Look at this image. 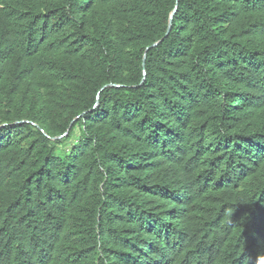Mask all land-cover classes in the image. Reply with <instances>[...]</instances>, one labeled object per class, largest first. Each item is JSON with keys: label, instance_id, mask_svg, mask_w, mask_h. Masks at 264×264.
Masks as SVG:
<instances>
[{"label": "trees", "instance_id": "obj_1", "mask_svg": "<svg viewBox=\"0 0 264 264\" xmlns=\"http://www.w3.org/2000/svg\"><path fill=\"white\" fill-rule=\"evenodd\" d=\"M260 257L264 0H0V264Z\"/></svg>", "mask_w": 264, "mask_h": 264}, {"label": "water", "instance_id": "obj_2", "mask_svg": "<svg viewBox=\"0 0 264 264\" xmlns=\"http://www.w3.org/2000/svg\"><path fill=\"white\" fill-rule=\"evenodd\" d=\"M175 12H176V10H175ZM172 23H173V17H172V19H171V23H170V27H169V30H168V32H167V34H166V38L170 35V33H171V30H172ZM158 46V44H155V45H153L152 47H150V48H148L147 49V52L150 50V49H152V48H155V47H157ZM146 59H147V57L145 56V59H144V68H145V65H146ZM145 77H146V72H145ZM145 80V79H144ZM143 83H144V81H143ZM100 97H98V99H99ZM97 106H98V104H97ZM72 127V126H71Z\"/></svg>", "mask_w": 264, "mask_h": 264}, {"label": "clouds", "instance_id": "obj_3", "mask_svg": "<svg viewBox=\"0 0 264 264\" xmlns=\"http://www.w3.org/2000/svg\"><path fill=\"white\" fill-rule=\"evenodd\" d=\"M257 264H264V257H260L257 261Z\"/></svg>", "mask_w": 264, "mask_h": 264}]
</instances>
